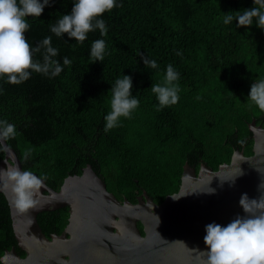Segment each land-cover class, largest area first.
<instances>
[{
  "label": "trees",
  "instance_id": "16d2710c",
  "mask_svg": "<svg viewBox=\"0 0 264 264\" xmlns=\"http://www.w3.org/2000/svg\"><path fill=\"white\" fill-rule=\"evenodd\" d=\"M74 3L50 0L39 18H28L26 33L33 47L51 35L59 50L53 59L63 66L68 57L70 66L55 77L33 72L18 85L0 78V120L16 127L7 143L24 169L47 176V185L59 191L67 177L91 165L120 201L135 204L146 193L161 204L179 191L185 164L197 172L202 164L217 171L237 150L253 154L249 124L256 120L264 128V110L249 107L248 98L254 80L264 78V30L255 21L250 27L226 25L223 17L253 8L254 0H117L122 7L101 17L107 35L97 29L83 43L49 29ZM97 39L106 41L103 62L90 58ZM142 56L158 68H146ZM34 59L42 62V55ZM169 63L179 73V101L157 111L150 89ZM123 75L132 77V95L140 103L105 132L110 90ZM4 157L0 150V161ZM69 215L66 207L43 212L38 221L50 238L61 235ZM16 244L10 207L0 193V259Z\"/></svg>",
  "mask_w": 264,
  "mask_h": 264
},
{
  "label": "water",
  "instance_id": "95a60500",
  "mask_svg": "<svg viewBox=\"0 0 264 264\" xmlns=\"http://www.w3.org/2000/svg\"><path fill=\"white\" fill-rule=\"evenodd\" d=\"M253 154L237 150L229 163L217 171L202 164L197 170L185 164L177 193L161 204L146 193L137 203L120 201L91 165L81 175L67 177L60 190L44 186L37 204L20 213L10 203L11 193H2L9 204L12 227L20 257L6 251L2 264H205V226L227 225L236 215H245L240 199H258L264 182V128L256 120L249 124ZM4 143H7L5 141ZM0 168L19 165L21 159L8 145ZM39 176L37 173H35ZM212 189L214 193L210 194ZM70 208L68 224L61 235L49 237L38 216L43 212ZM264 212L252 209L249 214ZM141 225V227L139 226Z\"/></svg>",
  "mask_w": 264,
  "mask_h": 264
},
{
  "label": "clouds",
  "instance_id": "9594fccd",
  "mask_svg": "<svg viewBox=\"0 0 264 264\" xmlns=\"http://www.w3.org/2000/svg\"><path fill=\"white\" fill-rule=\"evenodd\" d=\"M50 0H0V78L6 82L18 85L31 78V74L58 76L64 66H70L71 60L63 58V66L59 60L53 59L59 50L52 45V36H46L35 47L26 37L31 25L29 17L39 18ZM117 0H75L70 14H58L49 29L56 37L65 34L69 39L83 43L88 34L99 30L101 36L107 35L106 22L101 18L116 7ZM238 22V27L256 25L264 30V0H254V7L242 11L224 14L223 23ZM43 50V51H42ZM106 51V41L97 39L92 41L90 58L96 62H103ZM36 54L42 55V62L34 59ZM179 54V53H177ZM146 68L157 69L154 59L142 56ZM179 73L169 63L164 78L159 83H153L151 92L159 102L160 109L172 106L179 101L180 86L177 83ZM133 81L131 76L123 75L112 85L110 111L105 116V132L119 126L121 118H130L132 112L138 108L139 99L132 95ZM200 97H197L199 99ZM249 107L253 105L264 110V78L254 80L248 98ZM16 127L7 120H0V150L8 145L5 141L16 136ZM237 143L243 144V140ZM30 150L22 156L27 160ZM48 177L37 176L30 169H21L19 165H9L0 168V192L11 193L10 203L20 213L28 212L36 204L35 197L44 186ZM212 189L211 193H214ZM261 193L258 199H249L243 194L240 206L245 215H236L227 225L216 222L205 226L204 243L206 249L200 254L206 257L205 264H264V212L252 213V209L264 210V182L258 186Z\"/></svg>",
  "mask_w": 264,
  "mask_h": 264
},
{
  "label": "flooded vegetation",
  "instance_id": "af4514ba",
  "mask_svg": "<svg viewBox=\"0 0 264 264\" xmlns=\"http://www.w3.org/2000/svg\"><path fill=\"white\" fill-rule=\"evenodd\" d=\"M256 123H257V122H256ZM257 125H260V124L257 123ZM260 126H262V125H260ZM252 140H253V136H252ZM253 145H254V140H253ZM253 145H252V149H253ZM243 151H244V150H243ZM252 152H253V151H252ZM244 154H245V153H244ZM246 156H251V155L248 154V155H246ZM199 168H200V167H199ZM56 211H57V210H56ZM48 212H49V211H48ZM68 219H69V218H68ZM139 226H140V224H139ZM62 233H63V232H62ZM62 233H61V234H62ZM54 234H55V233H54ZM51 235H52V234H51ZM16 248H17V249L19 248V247H18V244L14 245V246L12 247V249H15L16 252L19 254L20 257L23 258V257L26 256V253H25V252L21 251V254H20V253L17 251ZM12 249H10V251H11ZM24 253H25V254H24ZM0 260H1V259H0Z\"/></svg>",
  "mask_w": 264,
  "mask_h": 264
}]
</instances>
